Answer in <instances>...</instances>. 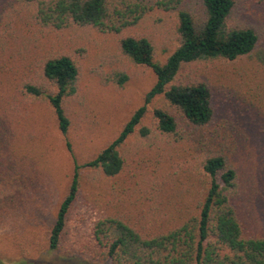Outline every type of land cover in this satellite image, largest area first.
Masks as SVG:
<instances>
[{
    "label": "rangeland",
    "instance_id": "1",
    "mask_svg": "<svg viewBox=\"0 0 264 264\" xmlns=\"http://www.w3.org/2000/svg\"><path fill=\"white\" fill-rule=\"evenodd\" d=\"M252 14L241 13L239 7L233 13L235 23L242 24L240 17H245L259 29L260 41L252 53L235 61L195 62L184 69L185 79L209 85L214 109L211 122L201 128L183 124L177 141L174 136H159L158 141L154 134L147 139L137 132L124 145L125 164L118 176L90 183L85 173L86 182L69 216L66 248L84 243L94 220L106 208L131 216L142 228L172 223L190 192L197 198L201 188L198 159L209 149L228 154L239 168L237 205L244 224L248 231L264 234V6ZM2 18L0 122H9V141L34 182L31 187L39 207L32 209L27 225L0 229V256L9 264L23 256L57 264L46 253L41 237L68 190L74 159L85 162L119 134L132 112L144 103L156 76L121 51L122 34L76 24L60 29L22 24L19 31L15 26L9 29V15ZM177 25L174 14L155 10L123 34L148 36L157 57L165 60L180 42ZM63 54L71 56L80 69L79 95L70 103L73 121L67 139L71 150L52 105L23 90L24 81L48 85L42 65L48 57ZM122 74L128 79L120 82ZM161 105L160 98L149 104L140 127L154 129L153 111ZM85 260L73 259L71 264H111Z\"/></svg>",
    "mask_w": 264,
    "mask_h": 264
},
{
    "label": "trees",
    "instance_id": "2",
    "mask_svg": "<svg viewBox=\"0 0 264 264\" xmlns=\"http://www.w3.org/2000/svg\"><path fill=\"white\" fill-rule=\"evenodd\" d=\"M263 6L264 0H0V18L9 15V29L15 26L21 31L22 24L58 29L76 24L122 34L121 51L132 63L151 68L156 76L144 103L132 112L119 134L85 162L74 159L68 190L41 237L53 263L71 264V260L83 258L111 264H264V234L246 229L237 205L239 168L228 154L214 149L206 150L198 159L201 188L196 200L190 192L177 216H172V223L162 228H142L131 216L106 208L94 220L83 244L65 247L69 216L86 174L90 183L118 176L125 164L124 145L137 132L147 139L154 134L158 141L159 136H174L177 141L183 124L201 128L211 122L214 109L209 85L200 79H185L184 69L195 62L235 61L252 53L260 41L259 29L245 17H240L242 24L235 23L233 13L239 7L241 13L253 16L252 12ZM155 10L174 14L178 21L180 42L165 60L157 57L148 36L123 34ZM42 74L50 85L24 81L23 90L52 105L58 127L67 139L73 121L70 103L80 91L79 66L66 54L48 57ZM126 79L128 75L122 74L120 82ZM157 98L163 105L153 111L154 129L140 127L149 104ZM67 146L71 150L68 139ZM21 160L9 141V122L3 120L0 229L6 226L8 231L27 225L32 209L39 207L31 187L34 182L22 169ZM0 264L9 263L0 256ZM13 264L42 263L23 256Z\"/></svg>",
    "mask_w": 264,
    "mask_h": 264
}]
</instances>
